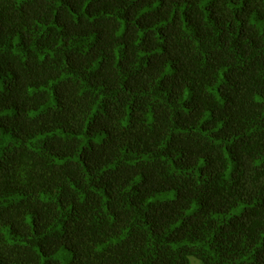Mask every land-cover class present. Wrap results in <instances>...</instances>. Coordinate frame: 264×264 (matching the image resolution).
<instances>
[{
	"label": "trees",
	"instance_id": "16d2710c",
	"mask_svg": "<svg viewBox=\"0 0 264 264\" xmlns=\"http://www.w3.org/2000/svg\"><path fill=\"white\" fill-rule=\"evenodd\" d=\"M264 264V0H0V264Z\"/></svg>",
	"mask_w": 264,
	"mask_h": 264
},
{
	"label": "rangeland",
	"instance_id": "374dc122",
	"mask_svg": "<svg viewBox=\"0 0 264 264\" xmlns=\"http://www.w3.org/2000/svg\"><path fill=\"white\" fill-rule=\"evenodd\" d=\"M190 260H191V264H202L201 261H199L196 258H191Z\"/></svg>",
	"mask_w": 264,
	"mask_h": 264
}]
</instances>
